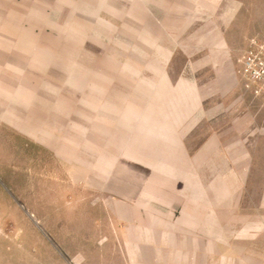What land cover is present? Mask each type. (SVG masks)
<instances>
[{"label": "rangeland", "instance_id": "374dc122", "mask_svg": "<svg viewBox=\"0 0 264 264\" xmlns=\"http://www.w3.org/2000/svg\"><path fill=\"white\" fill-rule=\"evenodd\" d=\"M156 1L0 0V264L127 263L116 231L127 211L114 192L163 169L155 153L198 148L150 146L148 134L147 107L172 91L167 54L180 73L186 37L230 53L236 123L243 107L252 122L251 135L236 136L251 139L262 184L264 107L243 89L239 59L250 38H264V0H188L163 18ZM160 42L172 49L153 48ZM215 72L203 80L214 83ZM244 197L264 213V193Z\"/></svg>", "mask_w": 264, "mask_h": 264}, {"label": "crops", "instance_id": "0c3cea01", "mask_svg": "<svg viewBox=\"0 0 264 264\" xmlns=\"http://www.w3.org/2000/svg\"><path fill=\"white\" fill-rule=\"evenodd\" d=\"M187 2L157 0L155 9L163 18ZM147 28L156 35L162 30L149 22ZM183 28L179 32L187 34ZM153 46L172 49L166 42ZM211 48L205 52L183 39L180 73L173 72V52L167 54L172 91L165 93V104L147 107L150 146L188 147L195 140L198 148L195 154L186 148L155 153L150 161L164 163L163 169H150L143 185L114 192L122 195L117 209L127 211L116 229L126 264H256L259 258L264 264V213L257 217L253 202L244 201L245 194L264 193V179L258 185L251 139L236 136L238 128L251 135V113L241 107L244 116L237 126L231 55L221 42ZM210 70L216 71L214 83L203 80ZM190 130L196 132L190 136ZM170 162L180 163V169L170 171ZM258 207L264 211V201Z\"/></svg>", "mask_w": 264, "mask_h": 264}, {"label": "built area", "instance_id": "2783aa9c", "mask_svg": "<svg viewBox=\"0 0 264 264\" xmlns=\"http://www.w3.org/2000/svg\"><path fill=\"white\" fill-rule=\"evenodd\" d=\"M239 62L243 89L264 107V38H250Z\"/></svg>", "mask_w": 264, "mask_h": 264}]
</instances>
